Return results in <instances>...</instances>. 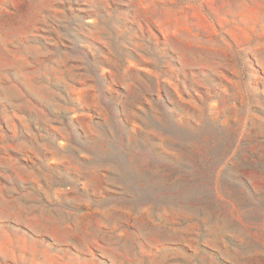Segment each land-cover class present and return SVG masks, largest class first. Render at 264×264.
Instances as JSON below:
<instances>
[{
  "label": "rangeland",
  "instance_id": "1",
  "mask_svg": "<svg viewBox=\"0 0 264 264\" xmlns=\"http://www.w3.org/2000/svg\"><path fill=\"white\" fill-rule=\"evenodd\" d=\"M0 264H264V0H0Z\"/></svg>",
  "mask_w": 264,
  "mask_h": 264
}]
</instances>
